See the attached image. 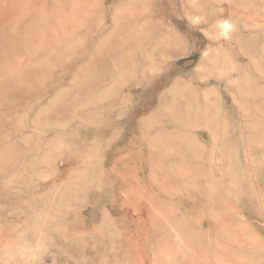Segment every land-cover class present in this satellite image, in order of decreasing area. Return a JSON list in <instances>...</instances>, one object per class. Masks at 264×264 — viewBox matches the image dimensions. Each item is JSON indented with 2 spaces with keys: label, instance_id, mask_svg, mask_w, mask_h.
Here are the masks:
<instances>
[{
  "label": "rangeland",
  "instance_id": "rangeland-1",
  "mask_svg": "<svg viewBox=\"0 0 264 264\" xmlns=\"http://www.w3.org/2000/svg\"><path fill=\"white\" fill-rule=\"evenodd\" d=\"M0 264H264V0H0Z\"/></svg>",
  "mask_w": 264,
  "mask_h": 264
}]
</instances>
